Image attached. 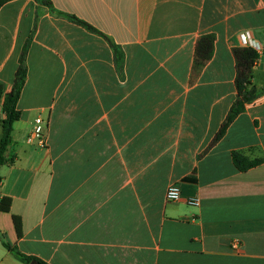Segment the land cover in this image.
I'll list each match as a JSON object with an SVG mask.
<instances>
[{
  "label": "crops",
  "instance_id": "1",
  "mask_svg": "<svg viewBox=\"0 0 264 264\" xmlns=\"http://www.w3.org/2000/svg\"><path fill=\"white\" fill-rule=\"evenodd\" d=\"M50 1L0 9L6 94L29 43L16 161L0 170L12 200L0 264H23L4 242L47 264H264V92L212 145L237 99L243 30L261 44L252 84L264 89V0ZM208 35L214 53L197 68ZM37 118L44 148L28 142ZM235 152L263 161L241 172Z\"/></svg>",
  "mask_w": 264,
  "mask_h": 264
},
{
  "label": "trees",
  "instance_id": "2",
  "mask_svg": "<svg viewBox=\"0 0 264 264\" xmlns=\"http://www.w3.org/2000/svg\"><path fill=\"white\" fill-rule=\"evenodd\" d=\"M11 0H0V9ZM42 4L53 9L50 0H39ZM71 21L86 27L87 29L97 32L96 29L92 28L90 25L86 24L79 19L68 16ZM29 43H27L23 49L20 57L19 68L16 72L15 82L12 90L9 93H5V86L0 83V103L2 104V111L4 113V118L0 120L2 125V135L0 137V170L1 167L5 165H13L15 159L8 156V150L12 141V133L14 130V124L18 122L22 113L18 109V103L22 94V91L26 84L28 69L26 65V57L28 53ZM115 52L117 53V58L119 62L123 61V55L118 49L113 45ZM215 49V37L213 35H208L202 37L196 46L195 54V66L197 68L204 67L212 58ZM236 64H237V78H236V88H237V99L231 107V110L224 121L219 132L215 136L212 145L219 142L226 134L230 125L235 121V119L245 112L246 106L253 101H255L263 90L257 89L252 84V71L256 61L259 59V54L256 50L252 48H236L233 51ZM263 160L250 161L244 154L235 152L233 153V162L236 168L241 172H246L249 169L258 166ZM3 181V177L0 174V183ZM12 207V200L9 198L0 199V212H10ZM14 222L16 226L17 233L19 237L23 235V224L20 217L14 216ZM1 237V235H0ZM5 247L14 255V257L22 262L23 264H32L36 262L37 264H47L35 257L25 255L21 253L17 248L10 246L4 242Z\"/></svg>",
  "mask_w": 264,
  "mask_h": 264
},
{
  "label": "built area",
  "instance_id": "3",
  "mask_svg": "<svg viewBox=\"0 0 264 264\" xmlns=\"http://www.w3.org/2000/svg\"><path fill=\"white\" fill-rule=\"evenodd\" d=\"M250 36V34L248 33ZM251 38V36H250ZM251 48V47H248ZM253 49V48H252ZM4 118V113L2 111V104L0 103V120ZM45 122L42 118H37L35 121V127L31 134V136L28 138L29 143H37L39 147H46L47 145V137L45 136L44 129H45ZM166 198L170 202H178L182 198L181 188L177 184H172L168 187ZM190 205L197 206L199 205L198 199H191L188 202Z\"/></svg>",
  "mask_w": 264,
  "mask_h": 264
},
{
  "label": "clouds",
  "instance_id": "4",
  "mask_svg": "<svg viewBox=\"0 0 264 264\" xmlns=\"http://www.w3.org/2000/svg\"><path fill=\"white\" fill-rule=\"evenodd\" d=\"M239 35H240L242 47H251L254 50H256L257 52H259L261 50V44L257 40L250 38L247 30L241 31V33Z\"/></svg>",
  "mask_w": 264,
  "mask_h": 264
},
{
  "label": "water",
  "instance_id": "5",
  "mask_svg": "<svg viewBox=\"0 0 264 264\" xmlns=\"http://www.w3.org/2000/svg\"><path fill=\"white\" fill-rule=\"evenodd\" d=\"M32 264H37L36 262H33Z\"/></svg>",
  "mask_w": 264,
  "mask_h": 264
}]
</instances>
